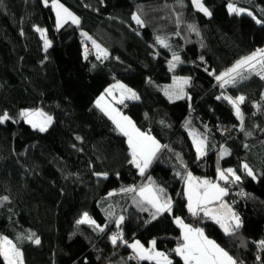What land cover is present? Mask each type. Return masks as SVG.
I'll return each instance as SVG.
<instances>
[{
    "label": "trees",
    "instance_id": "obj_1",
    "mask_svg": "<svg viewBox=\"0 0 264 264\" xmlns=\"http://www.w3.org/2000/svg\"><path fill=\"white\" fill-rule=\"evenodd\" d=\"M201 1L210 16L192 0H58L80 22L57 27L52 0H0V116L9 117L0 122V198L8 197L0 199V237L23 264H135L133 239L155 240L172 264H184L173 251L183 242L174 220L190 215L184 178L215 180L225 169L240 177L229 176L235 186L222 199L233 201L241 226L226 234L203 212L197 225L237 263L264 264V63L234 73L235 83L216 79L264 46V23L256 22L264 21V0ZM230 3L252 14L230 13ZM116 80L139 97L119 104L122 113L161 144L143 175L126 136L94 103ZM239 96L242 120L224 99ZM35 107L52 116L45 131L21 115ZM189 132L206 140L203 156ZM149 184L164 190L171 212L153 219L156 210L137 193ZM84 213L104 230L78 224ZM113 235L122 239L113 244Z\"/></svg>",
    "mask_w": 264,
    "mask_h": 264
},
{
    "label": "snow or ice",
    "instance_id": "obj_2",
    "mask_svg": "<svg viewBox=\"0 0 264 264\" xmlns=\"http://www.w3.org/2000/svg\"><path fill=\"white\" fill-rule=\"evenodd\" d=\"M193 3L205 15H211V12L206 7H204V5L201 3V0H193ZM52 7L56 10L57 27L62 26L63 23L68 20H70L73 24H79V18L69 12V10L60 4L58 0H52ZM228 10L230 13L236 14L244 11V9L237 8L231 3L228 5ZM248 14L251 15V13ZM133 19L137 24L143 25V21L140 19L139 15L134 14ZM256 22L258 24L264 23V21L260 20H257ZM192 30L195 31L196 29L192 27ZM37 31L41 30L37 29ZM158 42L167 47V44L164 40L158 38ZM48 45L49 42L45 40V47H48ZM257 56L260 57L258 62L264 63V49H261L258 50L257 53H253L251 56L238 61L237 64L227 72L218 75L216 79L218 81H222L221 87L230 83H235V77L233 76V73L239 74L238 70L240 68L244 67L245 65L254 67L252 62L257 60ZM173 60L178 62L179 56H174ZM170 66L174 68L176 65L175 63L170 62ZM183 83H188V80L185 79ZM113 87L122 89V96L124 93H128L130 99L139 98L135 92H132L131 89H126L124 85L118 84ZM108 92L109 95H111V90H108ZM219 98L220 97H218V99ZM224 99L228 100L229 103L233 105L236 116L242 120L243 115L241 113L240 104L244 102L245 97L239 96L236 99L224 97ZM101 100H103V96H101L100 100L97 101V105L100 104ZM120 102L123 103V99H121ZM112 113H114V115H112V119L116 124L117 129L127 137L132 156L130 163L134 164L139 169L140 174L143 175L145 169L150 165L153 157L155 156L156 152L159 151L161 146L154 137L141 132L138 128H136L135 124L128 117L121 116L118 112H116L115 109H112ZM22 115L27 118L28 123H30L34 128L38 127L40 131H45V126L51 123L52 119L51 117H48L39 111H25L22 113ZM34 117H40L41 119L37 121L34 119ZM7 119H9L7 113H5L3 116H0V122H3ZM194 143L196 144L197 153L200 156H203L204 141L194 138ZM227 154L228 152L225 150L223 155ZM243 167L248 171V175L251 176L252 172L248 168V165L245 164ZM226 171L227 173H231L235 177V180H240V177L236 176L232 169H227ZM219 179H228L225 171L219 172ZM186 180L188 184V210L193 216H198L201 212H203L205 216L214 219L226 234L233 233L241 226L238 216H236L234 213H231L230 210L221 211L227 208V206L223 203L220 204L219 209H212L209 207V205H211L214 201L221 200V198L227 194L225 188H221L219 184L212 183L208 180H198L197 178L193 177L191 173H188ZM125 191H135V189H126ZM163 194V189L154 188L151 184L145 185L139 190V195L142 197L143 201H146L148 204L152 205V207L156 210L153 215V219H155L156 215H159L162 212H171L172 210L171 199L163 198ZM0 199L7 200L8 197L5 196ZM120 219L122 221L123 217ZM175 222L183 230V242L173 251L183 259L184 264H236V261L231 256H229V254L223 248H221L215 241L208 239V237L204 235L203 229L193 228L191 225L185 224L184 221L179 217L176 218ZM77 223H87L100 228V226L97 225L87 213H84L83 217L78 220ZM103 230V228H100V231ZM28 239H32V237L29 236ZM118 239H122V236L113 235L111 237L113 244H116ZM34 243L39 244V238H36ZM155 245L156 241L153 240L151 241V247L149 248H145L144 245H142L139 241H136L129 246L136 253V258L140 260L155 261L156 264H172L168 254L157 251ZM260 245L264 247V241H260ZM0 257H3L5 264H23L22 252L6 236L0 237Z\"/></svg>",
    "mask_w": 264,
    "mask_h": 264
},
{
    "label": "rangeland",
    "instance_id": "obj_3",
    "mask_svg": "<svg viewBox=\"0 0 264 264\" xmlns=\"http://www.w3.org/2000/svg\"><path fill=\"white\" fill-rule=\"evenodd\" d=\"M60 3V2H59ZM192 3H193V0H192ZM201 3H202V1H201ZM51 4H52V2H51ZM61 4V3H60ZM193 6L195 7V8H197L195 5H194V3H193ZM65 7V6H64ZM66 8V7H65ZM198 9V8H197ZM240 9H242V8H240ZM53 11H54V13H55V16H56V10L53 8ZM69 12H71L70 10H69ZM72 13V12H71ZM242 13H245V14H247V15H249L248 13H251L252 14V12L250 11V10H248V9H244V11L243 12H241L240 14H242ZM73 14V13H72ZM73 15H75V14H73ZM76 16V15H75ZM77 17V16H76ZM68 21H70V20H68ZM67 22V21H66ZM64 24V23H63ZM56 26H57V16H56ZM37 29H40L41 31H38L39 33H40V36H41V38L43 39V42H44V44H45V40H47L48 42H49V40L47 39V37H46V31H45V29H42V28H37ZM49 45H50V42H49ZM48 45V46H49ZM92 46H93V50L95 51V53L97 52V49L95 48V44H94V42L92 43ZM261 49H264V46L262 47V48H259L258 50H261ZM258 50L257 51H255L254 53H257L258 52ZM98 53V52H97ZM96 53V54H97ZM253 54V53H252ZM251 54V55H252ZM251 55H249V56H251ZM249 56H247V57H249ZM244 58H246V57H244ZM243 59V58H242ZM242 59H240V60H242ZM240 60H238V61H240ZM258 60H260V57L259 56H257V60L256 61H253L252 62V64H253V66L258 62ZM237 61V62H238ZM237 62L231 67V68H233L236 64H237ZM248 67H250V66H248V65H245L244 67H242V68H240L238 71H240V70H243L244 68H248ZM230 68V69H231ZM228 71V70H227ZM226 71V72H227ZM234 74V73H233ZM182 83H183V81H182ZM217 83H222V81H217ZM124 85L125 86V88L126 89H131L132 90V92H135L136 93V95L138 96V94H137V92H136V90L135 89H133V88H131V87H129L126 83H124V81H122V80H116V81H114L113 83H111V84H109L108 86H106V88L103 90V92H101L96 98H95V101H94V103L97 105V101L98 100H100V98H101V96H103V100H101V102H100V104L99 105H97L102 111H104V113L108 116V118L113 122V124L115 125V127H116V124L114 123V121H113V119H112V115H114V113H112V109H115L116 110V112H118L121 116H126V117H128L126 114H124V113H122V111H121V109H120V107H119V104H122L120 101H121V99H123V103L125 102V101H136V100H138V99H130L129 98V94L128 93H124L123 94V96H122V89H120V88H118V87H113V86H115V85ZM108 90H111V95H109V92H108ZM25 111H28V112H37V111H39V112H42V113H44L46 116H48V117H51L52 118V116L50 115V114H48L47 112H45V111H43L41 108H39V107H35V108H25V109H22L21 110V115H22V113L23 112H25ZM111 114V115H110ZM23 116V115H22ZM23 118L25 119V121L28 123V121H27V118L26 117H24L23 116ZM129 118V117H128ZM34 119L35 120H37V121H39L41 118L40 117H34ZM130 119V118H129ZM131 120V119H130ZM132 121V120H131ZM51 122H52V119H51ZM133 122V121H132ZM30 126H32L30 123H28ZM51 123H49V124H47L46 126H45V129H47L48 127H49V125H50ZM33 127V126H32ZM117 128V127H116ZM37 129H39L38 127H37ZM118 130V129H117ZM119 131V130H118ZM120 132V131H119ZM142 132V131H141ZM121 133V132H120ZM148 135H150V136H152V137H154L153 135H151V134H148ZM189 136H190V138H191V141H192V143H193V145H194V148H195V150H196V144L194 143V138L195 139H199V140H203L204 141V143H203V151H204V153L206 152V146H207V142H206V140H204V139H202L199 135H197L196 133H194V132H189ZM155 138V137H154ZM155 140L156 141H158L156 138H155ZM127 142H128V140H127ZM159 142V141H158ZM159 144H160V142H159ZM160 146H161V144H160ZM161 148V147H160ZM225 150H223V152H224ZM196 153H197V150H196ZM197 155L199 156V154L197 153ZM137 170L139 171V169L137 168ZM221 171H223V170H218V172H217V178L215 179V180H208V181H210V182H212V183H215V184H219V186L221 187V188H225V187H222L221 186V184H220V182L219 181H222L221 179H219V172H221ZM140 172V171H139ZM189 173H191V172H189ZM191 175L193 176V177H195V178H197L198 180L199 179H201V180H205V179H202V177H199V176H197V175H194L193 173H191ZM186 177H187V174H186V176H185V178H184V183H183V189H184V193H185V196H186V198H187V206H188V197H187V189H188V184H187V180H186ZM142 187H144V186H142ZM141 187V188H142ZM226 189V192H227V188H225ZM139 190H140V188L138 189V194H139ZM140 196V195H139ZM141 197V196H140ZM142 198V197H141ZM221 200H222V198H221ZM221 200H218V202H220ZM166 212V211H165ZM168 212V211H167ZM163 213V212H162ZM190 214H191V212H189ZM237 216V215H236ZM83 217V215L80 217V219ZM121 217H119L118 219H117V221H116V223L118 224V223H120V221H121V219H120ZM177 218V217H176ZM176 218H175V220L174 221H176ZM180 219H182L181 217H179ZM93 220V219H92ZM183 220V219H182ZM184 221V223L185 224H188V225H191L193 228H200V229H202L200 226H198L197 225V223L195 224V225H192V224H189L187 221H185V220H183ZM176 223V222H175ZM234 223V222H233ZM177 225V224H176ZM178 227H179V225H178ZM180 228V227H179ZM180 230H181V234H182V229L180 228ZM1 237H5V236H1ZM136 241H139L142 245H144V247L145 248H149V247H151V241H153V240H150L149 242H148V244L147 245H145L144 243H142L139 239H133V240H131L129 243H128V246L129 245H131V244H133V243H135ZM179 246V245H178ZM177 246V247H178ZM130 247V246H129ZM156 248V247H155ZM130 249L132 250V254H133V256L134 257H136V253L134 252V250L130 247ZM157 250V249H156ZM157 251H159V250H157ZM161 252V251H160ZM167 254V253H166ZM177 255V254H176ZM169 256V255H168ZM178 256V255H177ZM178 257H180V256H178ZM169 259L171 260V258L169 257ZM150 261V260H149ZM154 263H156L155 261H153Z\"/></svg>",
    "mask_w": 264,
    "mask_h": 264
},
{
    "label": "built area",
    "instance_id": "obj_4",
    "mask_svg": "<svg viewBox=\"0 0 264 264\" xmlns=\"http://www.w3.org/2000/svg\"><path fill=\"white\" fill-rule=\"evenodd\" d=\"M220 184H221L222 187L229 188V189H233L234 186H235V182H234L233 179H228V180H225V181H221ZM240 195H243V193H240ZM232 204H233V201H231L229 203L230 206ZM197 221L198 220H197L196 216H193L191 214L189 215V217H188V223L189 224L195 225L197 223ZM257 248L260 249V245H258ZM130 258L132 259V262L135 263V264H139L141 262L140 259H138V258H136L134 256H132Z\"/></svg>",
    "mask_w": 264,
    "mask_h": 264
},
{
    "label": "crops",
    "instance_id": "obj_5",
    "mask_svg": "<svg viewBox=\"0 0 264 264\" xmlns=\"http://www.w3.org/2000/svg\"><path fill=\"white\" fill-rule=\"evenodd\" d=\"M92 41V40H91ZM90 41V42H91ZM93 42H95V41H92L91 42V44L93 43ZM95 44V48L97 49V56H99V57H105V56H107V51L100 45V44H98L97 42H95L94 43ZM97 46H99V47H97ZM143 132V131H142ZM144 133H146V134H150V133H148V132H144ZM127 138V137H126ZM206 149H207V146H206ZM129 154H130V161H131V159H132V156H131V151H130V148H129ZM205 154V153H204ZM199 157H200V155H199ZM133 166L135 167V168H137L134 164H133ZM227 169H225L224 171H225V174L228 176V179H229V176H231L232 174L231 173H227V171H226ZM188 175V174H187ZM200 177V176H199ZM202 179H205V178H203L202 177ZM227 179V180H228ZM199 180H201V179H199ZM205 180H207V179H205ZM202 181V180H201ZM222 181H225V180H222ZM137 192H138V190H137ZM139 195V194H138ZM216 203H218V201H214L212 204H216ZM211 204V205H212ZM152 206V205H151ZM192 215V214H191ZM205 235V234H204ZM206 236V235H205ZM207 237V236H206ZM208 239H210V238H208ZM211 240V239H210ZM132 251V250H131ZM176 254V253H175ZM181 258V257H180ZM182 259V258H181ZM182 261H183V259H182ZM5 262V261H4ZM236 264H240V263H237L236 262Z\"/></svg>",
    "mask_w": 264,
    "mask_h": 264
},
{
    "label": "water",
    "instance_id": "obj_6",
    "mask_svg": "<svg viewBox=\"0 0 264 264\" xmlns=\"http://www.w3.org/2000/svg\"><path fill=\"white\" fill-rule=\"evenodd\" d=\"M221 203H223L224 205L227 206L226 209H223V210H221V211H228V210H230L231 213L233 212V211H232V208L229 206V204L227 203V201L224 200V199H222L220 202H218V203H216V204L209 205V207L212 208V209H219V206H220Z\"/></svg>",
    "mask_w": 264,
    "mask_h": 264
}]
</instances>
